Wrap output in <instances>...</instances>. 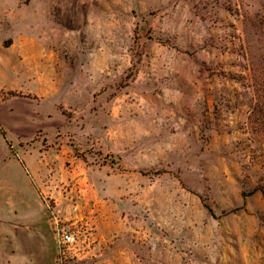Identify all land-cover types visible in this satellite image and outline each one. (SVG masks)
<instances>
[{"label":"rangeland","instance_id":"374dc122","mask_svg":"<svg viewBox=\"0 0 264 264\" xmlns=\"http://www.w3.org/2000/svg\"><path fill=\"white\" fill-rule=\"evenodd\" d=\"M4 55L50 110L0 264H264V0H0Z\"/></svg>","mask_w":264,"mask_h":264},{"label":"crops","instance_id":"0c3cea01","mask_svg":"<svg viewBox=\"0 0 264 264\" xmlns=\"http://www.w3.org/2000/svg\"><path fill=\"white\" fill-rule=\"evenodd\" d=\"M6 50L3 49L4 52ZM37 80L38 73L30 62L24 63L19 55L0 56V93L7 95L0 99V196L4 192V200L8 204L7 207L0 205V210L6 212L5 208H9L12 218H23L28 214L16 208L18 205L23 207L27 191L38 205V191L48 187L47 182L40 180L36 157L42 163L43 160L33 152L34 146H30L50 110L47 100L40 103L39 99H34L42 93ZM24 146L30 150L26 151ZM44 168L49 170L48 166ZM14 197H19L18 204ZM34 226L31 224V228Z\"/></svg>","mask_w":264,"mask_h":264},{"label":"built area","instance_id":"2783aa9c","mask_svg":"<svg viewBox=\"0 0 264 264\" xmlns=\"http://www.w3.org/2000/svg\"><path fill=\"white\" fill-rule=\"evenodd\" d=\"M57 245L59 250L71 246L75 242V236L70 230L58 228L56 230Z\"/></svg>","mask_w":264,"mask_h":264}]
</instances>
